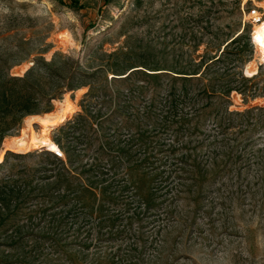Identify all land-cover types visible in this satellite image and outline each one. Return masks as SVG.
<instances>
[{
    "label": "rangeland",
    "instance_id": "374dc122",
    "mask_svg": "<svg viewBox=\"0 0 264 264\" xmlns=\"http://www.w3.org/2000/svg\"><path fill=\"white\" fill-rule=\"evenodd\" d=\"M253 7L264 19V0H0V83L30 71L44 93L0 122V264H264ZM184 84L191 102L165 112ZM44 117L64 121L18 151Z\"/></svg>",
    "mask_w": 264,
    "mask_h": 264
},
{
    "label": "trees",
    "instance_id": "16d2710c",
    "mask_svg": "<svg viewBox=\"0 0 264 264\" xmlns=\"http://www.w3.org/2000/svg\"><path fill=\"white\" fill-rule=\"evenodd\" d=\"M242 32H240L233 41H238L242 38ZM229 42L225 49L222 51V53L225 52L228 45L231 43ZM221 56H219L214 61H219ZM213 62V61H212ZM141 69H133L129 70L127 73H124L123 77L124 80L132 79V76H134L137 73H140ZM152 70V69H148ZM31 72H27L23 76H11L3 83H0V122L7 116L12 115L13 118H15L18 113V117H23L27 114H32L39 112V105L40 102L44 100V93L42 91L36 90L33 86L30 85V82L28 80L29 74ZM148 79H160L164 76L163 73L166 72H159V73H151L148 71L143 72ZM199 76H189L184 75L183 72H180L179 75L172 78L173 82H176L178 80H181L182 82H187L192 80L193 78L200 77L204 72H197ZM187 74V73H185ZM76 86V83L68 84V88L74 89ZM229 92H231L233 89L229 88ZM41 92V93H40ZM56 94V93H55ZM92 93L91 91L86 94V96H90ZM55 96V95H54ZM51 101V100H50ZM187 102H191V99L189 97V92L187 90L186 84L182 86L180 91H177V88L174 86L169 90L167 102H165V112L177 115L178 112L183 111V107ZM84 110L86 112V115L90 117V110L87 109L84 105ZM82 114H79L78 117H82ZM3 135L0 134V141L2 140Z\"/></svg>",
    "mask_w": 264,
    "mask_h": 264
},
{
    "label": "bare ground",
    "instance_id": "6f19581e",
    "mask_svg": "<svg viewBox=\"0 0 264 264\" xmlns=\"http://www.w3.org/2000/svg\"><path fill=\"white\" fill-rule=\"evenodd\" d=\"M261 24L262 25V31L264 33V19H261L260 22H257L254 24V26H257ZM41 123H42V130L41 132H37L35 130H32L29 126H30V121L28 120V127L22 128L21 134L19 136H17L14 140L13 145L18 148V151H23V147L26 145H33L34 148H38L41 145H43V143L46 142V134L47 132L50 130V128L52 126H56L57 124H59L60 122L64 121L63 118H48V117H44L40 119ZM28 138V139H27ZM50 145V144H49ZM44 146H48V145H44ZM58 146L57 145H52L51 147L49 146L50 150L52 149H56Z\"/></svg>",
    "mask_w": 264,
    "mask_h": 264
},
{
    "label": "built area",
    "instance_id": "2783aa9c",
    "mask_svg": "<svg viewBox=\"0 0 264 264\" xmlns=\"http://www.w3.org/2000/svg\"><path fill=\"white\" fill-rule=\"evenodd\" d=\"M249 14L251 16V19L253 20V22L257 23L260 22L261 19H263V14L261 13V11L259 10L258 7H253L250 9ZM53 155L56 158H65V153L64 151L61 149V147L58 145V147L56 149H52L50 150Z\"/></svg>",
    "mask_w": 264,
    "mask_h": 264
},
{
    "label": "snow or ice",
    "instance_id": "6c2138e0",
    "mask_svg": "<svg viewBox=\"0 0 264 264\" xmlns=\"http://www.w3.org/2000/svg\"><path fill=\"white\" fill-rule=\"evenodd\" d=\"M260 42H261L262 46H264V39H261Z\"/></svg>",
    "mask_w": 264,
    "mask_h": 264
}]
</instances>
